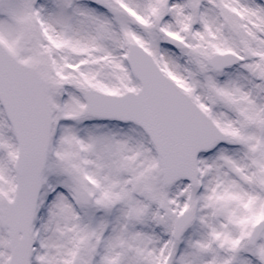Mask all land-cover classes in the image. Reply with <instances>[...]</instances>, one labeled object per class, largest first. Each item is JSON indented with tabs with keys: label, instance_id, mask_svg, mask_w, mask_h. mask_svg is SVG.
Instances as JSON below:
<instances>
[{
	"label": "snow or ice",
	"instance_id": "1",
	"mask_svg": "<svg viewBox=\"0 0 264 264\" xmlns=\"http://www.w3.org/2000/svg\"><path fill=\"white\" fill-rule=\"evenodd\" d=\"M0 264H264V0H0Z\"/></svg>",
	"mask_w": 264,
	"mask_h": 264
}]
</instances>
